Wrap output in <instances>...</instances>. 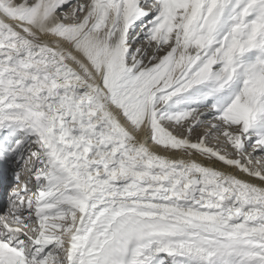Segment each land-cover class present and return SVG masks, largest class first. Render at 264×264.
Returning a JSON list of instances; mask_svg holds the SVG:
<instances>
[{
	"label": "snow or ice",
	"instance_id": "obj_1",
	"mask_svg": "<svg viewBox=\"0 0 264 264\" xmlns=\"http://www.w3.org/2000/svg\"><path fill=\"white\" fill-rule=\"evenodd\" d=\"M0 165V264H264V0H0Z\"/></svg>",
	"mask_w": 264,
	"mask_h": 264
},
{
	"label": "rangeland",
	"instance_id": "obj_2",
	"mask_svg": "<svg viewBox=\"0 0 264 264\" xmlns=\"http://www.w3.org/2000/svg\"><path fill=\"white\" fill-rule=\"evenodd\" d=\"M15 167H17V165H15ZM15 167H13V168H15ZM12 170H13V169H12ZM10 171H11V170H10ZM11 176L13 177V174H11L10 177H11Z\"/></svg>",
	"mask_w": 264,
	"mask_h": 264
},
{
	"label": "bare ground",
	"instance_id": "obj_3",
	"mask_svg": "<svg viewBox=\"0 0 264 264\" xmlns=\"http://www.w3.org/2000/svg\"><path fill=\"white\" fill-rule=\"evenodd\" d=\"M12 167H15V165H12ZM10 170H12V169H10ZM238 171V170H237ZM9 177H10V175H9Z\"/></svg>",
	"mask_w": 264,
	"mask_h": 264
}]
</instances>
